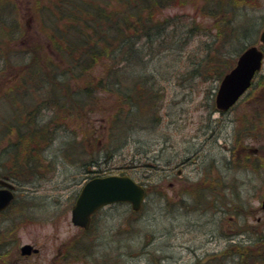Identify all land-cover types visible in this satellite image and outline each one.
Here are the masks:
<instances>
[{
  "label": "rangeland",
  "instance_id": "1",
  "mask_svg": "<svg viewBox=\"0 0 264 264\" xmlns=\"http://www.w3.org/2000/svg\"><path fill=\"white\" fill-rule=\"evenodd\" d=\"M13 1L15 7L8 4L9 10L4 11L5 21L14 19L28 38L46 41L30 14L34 0ZM200 2L176 0L156 16L194 17L203 30L216 32L214 19L199 11ZM251 5L243 13L254 12L263 22L264 0L248 1ZM251 44L259 45L257 36ZM99 72L95 66L91 75ZM184 85L165 84L160 119H151L146 130H132L112 157L99 159L102 173H124L145 186L147 197L141 210L134 212L127 203L105 207L95 215L96 228L86 234L70 222V191H62L64 180L86 177L84 164L110 148L104 143L119 99L101 92L90 115L62 124L46 148V159H52L50 155L60 159L58 163L52 159L51 166L42 170L43 179L34 181L41 185H22L28 194L19 192L0 215V227L8 229L0 238V264H209L208 259L222 264L219 257L227 251L230 236L238 241L254 234L260 228L256 219L264 197V59L252 86L221 114L210 104L218 86L213 88L207 80ZM121 107L127 109L124 104ZM126 125L132 126L129 121ZM72 130L75 138L84 139V147L73 139ZM95 140L97 151L91 143ZM244 230L249 231L246 236L241 233ZM71 241L75 242L67 248ZM23 243L37 247L38 252L20 256ZM64 249L70 255L67 260L60 255ZM252 258L249 254L248 264Z\"/></svg>",
  "mask_w": 264,
  "mask_h": 264
},
{
  "label": "trees",
  "instance_id": "2",
  "mask_svg": "<svg viewBox=\"0 0 264 264\" xmlns=\"http://www.w3.org/2000/svg\"><path fill=\"white\" fill-rule=\"evenodd\" d=\"M174 1L34 0L30 14L46 37L40 41L28 38L14 19L5 21L8 4L16 3L0 0V147L8 143L0 148L1 177L22 183L42 177L53 162L44 152L61 125L89 116L103 92L119 103L104 143L109 152L84 165L86 171L100 173V158L112 157L132 130H146L160 119L165 84L185 87L186 82L207 80L216 88L234 57L256 41L264 26L254 12L243 13L254 0H201L199 11L214 19L216 32L203 30L194 17L156 16ZM254 20L255 26L250 24ZM95 66L100 72L92 76ZM122 104L126 110L119 109ZM128 121L132 126L127 127ZM72 134L84 147V139ZM91 143L97 151L98 141ZM234 251L248 264L249 253Z\"/></svg>",
  "mask_w": 264,
  "mask_h": 264
},
{
  "label": "water",
  "instance_id": "3",
  "mask_svg": "<svg viewBox=\"0 0 264 264\" xmlns=\"http://www.w3.org/2000/svg\"><path fill=\"white\" fill-rule=\"evenodd\" d=\"M259 40L264 46V28L260 31ZM263 51L256 45L245 48L238 56L236 64L219 82L215 105L221 110L228 109L251 84L255 72L261 67ZM1 184L11 187L0 180ZM12 194L9 190H0V209H3ZM144 199V188L128 175H107L90 179L81 189L71 210V220L74 224L87 227L90 214L104 204L114 201H127L134 210L140 208ZM24 254H29L31 245L24 244L20 248Z\"/></svg>",
  "mask_w": 264,
  "mask_h": 264
},
{
  "label": "flooded vegetation",
  "instance_id": "4",
  "mask_svg": "<svg viewBox=\"0 0 264 264\" xmlns=\"http://www.w3.org/2000/svg\"><path fill=\"white\" fill-rule=\"evenodd\" d=\"M6 181L11 182L14 187H13V193L16 195L19 192L22 193L19 189V182L17 179H7L6 177L0 178ZM89 179V177H79V178H73V179H65L63 182V190L65 189H69L70 191V195L68 196V200H70L71 202V206L76 198V196L78 195V192L80 190V188L82 187V185ZM0 189H5L4 186H2L0 184ZM105 207H111V209H114L115 207H117L116 203H112L109 205H106L104 207H102L100 210L104 209ZM98 212V211H97ZM93 213L90 217V223L89 226L86 229L77 227L78 229H80L82 232H89L91 231L96 225H94L95 221H96V217L95 215L98 213ZM4 213V211H1L0 214ZM260 216L257 217V222L259 223V225L256 224V226H259L260 228L258 229L256 227V233L255 231H252L251 233L254 234H250L247 235L246 234L249 232L247 230L241 231L242 234H245L246 236V240L245 238H243V240H238V241H232V237L230 236V240L228 241V245L226 247L227 251L225 253L224 256H221L219 258H221L222 260V264H235L236 262L240 263L242 262V258L240 255L233 252V247L236 249H244L245 251L241 252L242 254L249 253L250 255H252V259L255 261L252 262V264H264V197L261 200L260 203ZM234 243V244H233ZM215 256H212L211 259H215ZM237 259V260H236ZM209 264H211L210 259H208ZM242 264V263H240Z\"/></svg>",
  "mask_w": 264,
  "mask_h": 264
}]
</instances>
